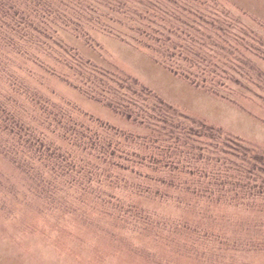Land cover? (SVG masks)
Returning <instances> with one entry per match:
<instances>
[{
    "label": "trees",
    "instance_id": "trees-1",
    "mask_svg": "<svg viewBox=\"0 0 264 264\" xmlns=\"http://www.w3.org/2000/svg\"><path fill=\"white\" fill-rule=\"evenodd\" d=\"M98 36L264 109V23L223 0H0V154L20 174V199L61 224L150 236L179 255L225 254L235 236L264 250V147L164 102Z\"/></svg>",
    "mask_w": 264,
    "mask_h": 264
},
{
    "label": "rangeland",
    "instance_id": "rangeland-1",
    "mask_svg": "<svg viewBox=\"0 0 264 264\" xmlns=\"http://www.w3.org/2000/svg\"><path fill=\"white\" fill-rule=\"evenodd\" d=\"M247 17L264 23V0H223ZM248 19V18H247ZM250 20V19H248ZM251 25L253 23L248 22ZM97 44L125 73L154 91L164 102L210 125L221 128L246 143L264 147V109L251 100L239 103L204 92L154 62L146 53L108 36ZM90 58V50H82ZM97 58V57H96ZM264 69V63H261ZM96 115L107 110L77 96L71 97ZM106 118V117H104ZM9 159L0 154V264H264V250L240 247L234 224L226 225L231 238L227 253L179 255L173 244L154 242L150 236L121 235L115 240L82 222L61 224L57 217L39 213L20 199L24 184ZM28 201V200H27ZM234 220H238L237 217ZM223 249V246H222Z\"/></svg>",
    "mask_w": 264,
    "mask_h": 264
}]
</instances>
